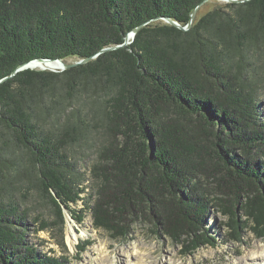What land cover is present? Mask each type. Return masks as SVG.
<instances>
[{"label":"trees","instance_id":"trees-1","mask_svg":"<svg viewBox=\"0 0 264 264\" xmlns=\"http://www.w3.org/2000/svg\"><path fill=\"white\" fill-rule=\"evenodd\" d=\"M202 1L0 0V264H70L27 239L26 182L62 227L64 208L88 210L112 239L142 222L192 252L218 243L216 215L224 242L264 238V0L164 20L185 26ZM35 58L88 60L11 75ZM88 122L102 139L86 176L71 148Z\"/></svg>","mask_w":264,"mask_h":264},{"label":"rangeland","instance_id":"rangeland-1","mask_svg":"<svg viewBox=\"0 0 264 264\" xmlns=\"http://www.w3.org/2000/svg\"><path fill=\"white\" fill-rule=\"evenodd\" d=\"M222 0H207L197 10L196 17L211 8L222 4ZM73 62V59H68ZM61 71V69H59ZM259 109L264 117V88L261 90ZM86 120V118H84ZM89 126L73 131L74 140L80 138L78 145H73L71 153L78 167L89 176V167L96 158V147L102 139L97 124L88 122ZM18 161L20 158H16ZM26 179L27 176L23 175ZM24 195H20L21 207H27L32 216H37L46 224L40 230L38 222L28 219L29 229L27 239L48 255L64 256L70 264H264V238H258L253 233L244 234L241 242H224L223 230L218 226L220 217L209 221V228L217 236L215 246H202L192 252H184V245L172 242L160 232L153 233L142 222H138L122 239H112L104 230H96L92 226L90 212L84 211L83 219L76 223L64 211V226L58 224L53 215L50 203L42 200L30 182L24 184ZM77 211L83 210L82 202L72 204ZM63 234L68 254L59 245L60 234ZM82 234V236H80ZM86 245L84 251L76 255L75 245Z\"/></svg>","mask_w":264,"mask_h":264},{"label":"water","instance_id":"water-1","mask_svg":"<svg viewBox=\"0 0 264 264\" xmlns=\"http://www.w3.org/2000/svg\"><path fill=\"white\" fill-rule=\"evenodd\" d=\"M207 0H204L202 1L201 3H199L190 13V18H189V21L188 23L185 25V26H182L180 25L179 23L173 21V20H170V19H167L165 18L164 20L171 24V25H174L182 30H186L190 27L191 23L193 22L194 20V17L196 15V12L198 10V8ZM224 2H240V1H244V0H222ZM136 31V28L133 29L132 31L128 32L127 35L125 36L124 38V42L123 44L121 45H125L127 43H129L130 39L133 38L134 36V33ZM108 48L106 49H103V50H107ZM88 59L85 58V59H80V60H76V61H73L71 63H65L62 59H46V58H35V59H32L22 65H19L18 67H16V69H14V71L12 72L11 75L15 74L17 71H20V70H23V69H26V68H30V69H35V70H50V71H58L59 69L63 70L65 69L66 67H71V66H75L77 64H81V63H84L86 62ZM49 62H57L58 65L55 67V68H50V67H43L42 65L43 64H46V63H49ZM65 210V208L63 209Z\"/></svg>","mask_w":264,"mask_h":264},{"label":"bare ground","instance_id":"bare-ground-1","mask_svg":"<svg viewBox=\"0 0 264 264\" xmlns=\"http://www.w3.org/2000/svg\"><path fill=\"white\" fill-rule=\"evenodd\" d=\"M57 65H58L57 62H49V63L43 64L42 66L43 67L55 68ZM80 236H82V234H80Z\"/></svg>","mask_w":264,"mask_h":264}]
</instances>
